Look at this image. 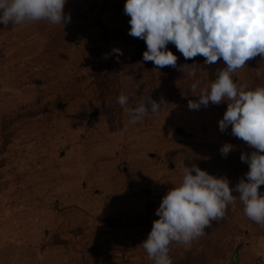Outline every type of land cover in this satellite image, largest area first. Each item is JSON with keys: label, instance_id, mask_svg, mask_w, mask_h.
<instances>
[{"label": "rangeland", "instance_id": "1", "mask_svg": "<svg viewBox=\"0 0 264 264\" xmlns=\"http://www.w3.org/2000/svg\"><path fill=\"white\" fill-rule=\"evenodd\" d=\"M125 3L66 0L64 26L0 24V264H154L141 244L184 166L246 179L240 156L254 149L220 131L227 103L188 107L212 82L203 56L170 43L177 68L145 62ZM193 63L195 76L179 70ZM246 63L234 81L264 87V59ZM122 92L128 108L151 97L161 109L130 124ZM243 207L237 197L203 236L172 243V264H264V226Z\"/></svg>", "mask_w": 264, "mask_h": 264}, {"label": "clouds", "instance_id": "2", "mask_svg": "<svg viewBox=\"0 0 264 264\" xmlns=\"http://www.w3.org/2000/svg\"><path fill=\"white\" fill-rule=\"evenodd\" d=\"M65 4L66 0H0V24L7 28L9 24L46 21L64 26L71 19L64 12ZM124 13L130 17L128 34L146 43L143 60L157 69L178 67V57L167 47L170 43L185 60L199 55L206 65L223 61L225 67L216 79L200 89L198 100H189L188 107L199 109L226 102L220 131L231 126V134L254 149L241 154L240 160L249 170L246 179L240 178L234 188L226 177L209 174L197 165L184 166L181 182L162 198L156 209L159 218L141 244L154 264H172L170 245L190 244L203 236L213 221L224 217L237 197L245 216L264 226V193L259 191L264 185V87L249 89L233 78L247 61L257 56L264 59V0H126ZM114 51L120 53L119 49ZM185 69H189L190 77L195 76V63L179 66L180 71ZM199 83H192V92L197 91ZM128 100L123 92L118 97L130 124L159 112L163 103L148 97L128 108ZM232 150L230 143L220 148L224 157Z\"/></svg>", "mask_w": 264, "mask_h": 264}, {"label": "trees", "instance_id": "3", "mask_svg": "<svg viewBox=\"0 0 264 264\" xmlns=\"http://www.w3.org/2000/svg\"><path fill=\"white\" fill-rule=\"evenodd\" d=\"M204 60H205V58L203 57V63H204ZM206 66L208 68L209 78L211 79V81H214L216 79V75H217L218 71L225 67L222 60L218 61L216 64L206 65ZM95 119H96V113H92L89 116L88 124H91ZM177 264H179V263H177Z\"/></svg>", "mask_w": 264, "mask_h": 264}, {"label": "water", "instance_id": "4", "mask_svg": "<svg viewBox=\"0 0 264 264\" xmlns=\"http://www.w3.org/2000/svg\"><path fill=\"white\" fill-rule=\"evenodd\" d=\"M176 133L179 135V136H183L184 135V131L181 130L180 128H176Z\"/></svg>", "mask_w": 264, "mask_h": 264}]
</instances>
